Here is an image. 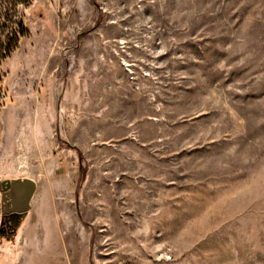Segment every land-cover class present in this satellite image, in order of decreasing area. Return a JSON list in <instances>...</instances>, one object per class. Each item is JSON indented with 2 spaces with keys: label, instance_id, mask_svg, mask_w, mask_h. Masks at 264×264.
<instances>
[{
  "label": "rangeland",
  "instance_id": "374dc122",
  "mask_svg": "<svg viewBox=\"0 0 264 264\" xmlns=\"http://www.w3.org/2000/svg\"><path fill=\"white\" fill-rule=\"evenodd\" d=\"M0 264H264V0H0Z\"/></svg>",
  "mask_w": 264,
  "mask_h": 264
},
{
  "label": "bare ground",
  "instance_id": "6f19581e",
  "mask_svg": "<svg viewBox=\"0 0 264 264\" xmlns=\"http://www.w3.org/2000/svg\"><path fill=\"white\" fill-rule=\"evenodd\" d=\"M29 180H32L30 178H25L24 182L19 183L15 187V193L17 196H20L19 203H21L22 206L27 205V200H31L34 196V191H32V185L28 182Z\"/></svg>",
  "mask_w": 264,
  "mask_h": 264
},
{
  "label": "water",
  "instance_id": "95a60500",
  "mask_svg": "<svg viewBox=\"0 0 264 264\" xmlns=\"http://www.w3.org/2000/svg\"><path fill=\"white\" fill-rule=\"evenodd\" d=\"M24 180H25V179H24ZM24 180H18V181H16V182H15V185H14V189H15V187H16L19 183L24 182ZM28 182L32 185V191H34V189H35V181H34V180H29ZM28 201H29V200H27V205L25 206L26 208L29 206ZM18 202H19V201H18ZM23 207H24V206H23Z\"/></svg>",
  "mask_w": 264,
  "mask_h": 264
},
{
  "label": "trees",
  "instance_id": "16d2710c",
  "mask_svg": "<svg viewBox=\"0 0 264 264\" xmlns=\"http://www.w3.org/2000/svg\"><path fill=\"white\" fill-rule=\"evenodd\" d=\"M23 33H24V30H23ZM14 43H12L11 40L9 41V43L7 44V47H6V55H10L11 51L13 50V47H15V45H16Z\"/></svg>",
  "mask_w": 264,
  "mask_h": 264
},
{
  "label": "crops",
  "instance_id": "0c3cea01",
  "mask_svg": "<svg viewBox=\"0 0 264 264\" xmlns=\"http://www.w3.org/2000/svg\"><path fill=\"white\" fill-rule=\"evenodd\" d=\"M20 139H22V137H20ZM16 163H18V164H22V163H21V160L17 161ZM25 178H30V179L33 180L32 176H29V175H27V177H25Z\"/></svg>",
  "mask_w": 264,
  "mask_h": 264
}]
</instances>
